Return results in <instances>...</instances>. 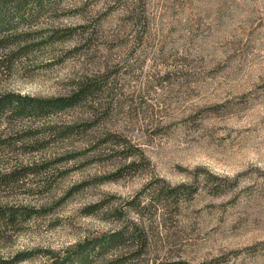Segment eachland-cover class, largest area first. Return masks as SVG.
I'll return each mask as SVG.
<instances>
[{
  "label": "rangeland",
  "instance_id": "rangeland-1",
  "mask_svg": "<svg viewBox=\"0 0 264 264\" xmlns=\"http://www.w3.org/2000/svg\"><path fill=\"white\" fill-rule=\"evenodd\" d=\"M57 1L27 31L36 52L0 70V95L67 96L89 76L103 89L99 119L0 122V173L41 171L0 187L2 203L38 211L0 230V258L94 255V243L139 221L131 201L154 197L163 211L142 219L150 243L133 264H264V0ZM75 122L96 126L51 135L50 124Z\"/></svg>",
  "mask_w": 264,
  "mask_h": 264
},
{
  "label": "trees",
  "instance_id": "trees-1",
  "mask_svg": "<svg viewBox=\"0 0 264 264\" xmlns=\"http://www.w3.org/2000/svg\"><path fill=\"white\" fill-rule=\"evenodd\" d=\"M57 2V0H0V70L11 68L29 57L30 54L36 52L42 42L31 44L30 41L35 39L34 33H27V31L40 22V19L46 14L47 10L52 9L54 5L56 6ZM85 33L87 32L81 34ZM74 36L75 32L66 36L55 35L45 41H47L46 45L53 46L58 41H66ZM102 90L98 81H93V78L91 79L89 76H86L75 85L74 90L67 96L36 98L15 92L4 93L0 95V122L9 121L11 124L22 123L26 120L32 122L45 120L47 122V120L50 121L62 114L78 111L82 115L88 114L89 118L93 119L96 123V120L99 119H95L99 115V108L96 105L103 93ZM87 124L84 126H80L76 122L61 126L50 124L54 125L51 127V135L60 134L58 136L61 140L65 141L81 133L86 135L87 131H94V127L96 126ZM99 142H97V146L94 148L95 151L101 147L104 149L106 145L111 143V140L105 138ZM124 145L125 143L116 145V147L120 148L119 154L126 148ZM139 165L135 161L130 167L138 168ZM40 174L41 171L36 170L34 167L11 169L0 173V187L11 186L13 184L19 185L28 177ZM116 178L118 176H109L106 179L113 180ZM186 190L190 191L189 189ZM163 192H165V197L163 196L165 201H174V198L177 197L176 193H178L176 189L163 190ZM155 202L154 197L146 204L138 200L131 201L130 208L139 216L137 223L132 222L131 225L125 226V228H122L118 232L94 243L91 247L94 248V255L87 254L90 251V247H87L67 258L63 264H98L99 261H104L107 255L117 258L118 264H133L134 260H132L131 256L142 252L143 249L149 247L150 243V237L147 232L148 228L143 224L142 219L146 218V216L148 217L151 211L155 213L163 211L162 208L153 209L155 208ZM157 203L163 205L162 201ZM99 208L100 206L97 205L93 207V210L98 211ZM36 215H38L37 210L24 206L4 204L0 199V230L9 226H17L20 223H26ZM92 256L94 257L92 258ZM140 257L141 254H139L137 260L141 259ZM27 258V254H21L12 259L0 258V264H19ZM142 264L150 263L144 261ZM154 264H158V262L156 261Z\"/></svg>",
  "mask_w": 264,
  "mask_h": 264
}]
</instances>
